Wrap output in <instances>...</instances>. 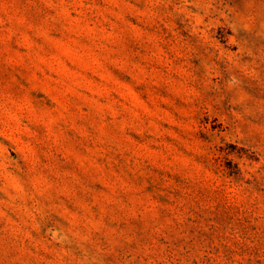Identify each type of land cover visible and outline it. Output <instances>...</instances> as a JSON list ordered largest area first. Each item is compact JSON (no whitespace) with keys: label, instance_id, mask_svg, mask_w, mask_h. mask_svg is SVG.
<instances>
[{"label":"rangeland","instance_id":"obj_1","mask_svg":"<svg viewBox=\"0 0 264 264\" xmlns=\"http://www.w3.org/2000/svg\"><path fill=\"white\" fill-rule=\"evenodd\" d=\"M0 264H264V0H0Z\"/></svg>","mask_w":264,"mask_h":264}]
</instances>
